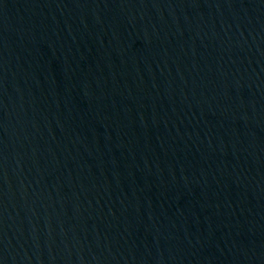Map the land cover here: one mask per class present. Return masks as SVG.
Returning <instances> with one entry per match:
<instances>
[{
  "label": "water",
  "instance_id": "water-1",
  "mask_svg": "<svg viewBox=\"0 0 264 264\" xmlns=\"http://www.w3.org/2000/svg\"><path fill=\"white\" fill-rule=\"evenodd\" d=\"M0 264H264V0H0Z\"/></svg>",
  "mask_w": 264,
  "mask_h": 264
}]
</instances>
